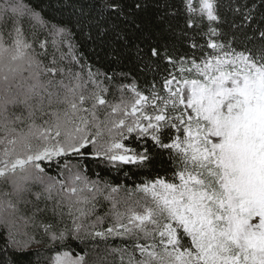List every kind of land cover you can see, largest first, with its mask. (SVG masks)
I'll return each instance as SVG.
<instances>
[{
  "label": "snow or ice",
  "instance_id": "1",
  "mask_svg": "<svg viewBox=\"0 0 264 264\" xmlns=\"http://www.w3.org/2000/svg\"><path fill=\"white\" fill-rule=\"evenodd\" d=\"M149 7V0H78L69 29L49 27L25 0L0 2V51L8 42L13 61L29 49L47 57L51 37L55 52L44 71L78 81L68 86L71 118L53 112L51 124L29 126L38 148L27 145L25 155H16L15 140L0 141V179L26 166L59 170L55 179L72 222L43 225L52 245L128 238L142 257L128 264H264V0H228L230 15H221L219 0H181L175 10L166 3L163 14L152 16ZM178 15L185 21L176 32L170 20ZM25 24L39 53L24 40ZM169 35L177 40L169 42ZM34 56L27 62L39 68ZM65 60L88 68L87 82L70 68L65 73ZM97 62L101 67L93 71ZM10 72L14 78L15 68ZM192 74L199 79H186ZM147 75L153 78L140 86ZM112 87L119 103L103 98ZM32 116L29 106L27 119ZM156 149L169 153L171 174L142 176L133 190L142 196L114 198L127 190L101 177L97 166L128 177L131 169L147 168ZM105 191L104 199L112 200L106 227L95 205ZM10 238L16 241L11 232ZM0 264H9L6 254ZM54 264L89 262L65 252Z\"/></svg>",
  "mask_w": 264,
  "mask_h": 264
},
{
  "label": "trees",
  "instance_id": "2",
  "mask_svg": "<svg viewBox=\"0 0 264 264\" xmlns=\"http://www.w3.org/2000/svg\"><path fill=\"white\" fill-rule=\"evenodd\" d=\"M2 2V0H0ZM33 9L40 13L43 20L48 22L50 27L51 24H56L58 27L67 26L69 29L73 28L72 21L74 20L73 6L78 3V0H25ZM129 2V0H126ZM195 2V0H194ZM150 7L148 15L152 16L157 11L163 14V5L166 3L170 6H173V10L179 8L181 5V0H149ZM221 5L220 12L221 15H230L227 12V9L224 7L228 0H219ZM185 16L178 15L175 19H171L172 29L176 32L184 25ZM206 28V25H202ZM26 29V34L24 40L27 43L33 45L38 53L42 50L38 48V45L32 38L31 27L28 24L24 25ZM37 33L40 36V39H45L47 37V32L45 30L37 29ZM7 40V36H5ZM51 37H48L49 47L47 51L49 55L47 57L39 56L47 64L51 65L52 53L55 52V49L51 46ZM169 42L177 40V37L174 35L168 36ZM77 42L79 44V38L77 37ZM201 42H203L201 40ZM64 52H67L66 48H62ZM79 52L85 53L87 56L88 53L84 47L78 48ZM56 56H59V53H55ZM91 64V61H89ZM61 67H64L65 73L68 72L69 68L73 74L79 73L81 81L87 82L89 71L88 68L81 69L80 65L75 63L69 64L67 60L60 63ZM101 67L100 63L97 62L92 68L95 71V68ZM101 70H106L101 68ZM119 71H127V68L118 69ZM187 77L199 79V77L194 74L188 75ZM61 78L68 84H76L78 81L74 76L63 75ZM152 75H147L146 77L138 80V84L143 86L144 80H151ZM127 82V81H125ZM85 87L89 90L92 89L93 85L90 83H85ZM128 96L131 94L128 93ZM103 98L106 99L108 104H116L120 101V92L117 88L112 87L109 89L108 93L103 94ZM21 117V124H23V116ZM101 118H103V112L101 111ZM43 121H40L42 124ZM151 147V145H149ZM46 163V162H45ZM50 174L55 178H59V170L52 166L46 169ZM124 170H128L127 168ZM173 170V162L169 160V153L167 151L161 152L159 149L155 150V155L153 156L152 162L145 169H131L129 171V176L124 177L123 170L119 173L113 171L109 172L106 169H102L97 166V171L100 173V176L106 178L113 186L123 185V189L118 193L112 194L114 198H123L132 193L135 197H140L143 193L133 191L136 188V185L141 182V177H148L155 173L164 175L165 173L171 174ZM87 175L95 180L97 176L93 174L91 170L87 172ZM105 196H108V192L105 191L103 196H98L95 201L96 205V215L106 216V214L112 211V200L104 199ZM33 207L31 210L32 220L28 223L27 227L22 232H11V231H2L0 230V257L6 254L9 264H54V258L58 253L68 251L74 256H84L85 260L89 264H128L129 258L139 260L142 257L140 253L134 247V241L128 238H108L106 240L96 238V239H87L83 242L75 239H69L67 244L61 246L59 244L52 245L51 241L47 236L44 235L43 225H53L57 229L63 228L66 225H71V218L69 215V206L65 201L59 199H51L40 194L39 199H37L36 193L33 196ZM118 207H120L118 205ZM95 217L89 218V222ZM111 217L106 216L104 227L108 225ZM10 232L12 236L15 237L14 241L10 238ZM31 237V241H29ZM37 241H39L37 243ZM19 242V243H18ZM144 243V241H141ZM22 245V247H21ZM87 253V255H85Z\"/></svg>",
  "mask_w": 264,
  "mask_h": 264
},
{
  "label": "clouds",
  "instance_id": "3",
  "mask_svg": "<svg viewBox=\"0 0 264 264\" xmlns=\"http://www.w3.org/2000/svg\"><path fill=\"white\" fill-rule=\"evenodd\" d=\"M0 51V141L15 140L16 155H25L26 146L35 150L39 141L28 136L30 125H40V121L52 123L49 113H58L61 118H71L73 97L61 75L53 78L44 71L47 63L32 50H25V56L12 60L15 51L4 42ZM34 56L40 62L39 68L28 64V57ZM15 68L13 78L10 69ZM8 79L5 80L4 77ZM63 81V83H61ZM16 98L15 102L12 99ZM25 98H27L25 100ZM29 106L33 110L27 119ZM43 113V115H42ZM25 117L23 124L16 117ZM14 129V130H13ZM0 144V147H3ZM68 174L65 173V178ZM51 187V191L49 188ZM40 193L51 199L66 202V194L61 192L55 177L48 171L38 172L34 166L18 169L14 176L0 179V230L22 232L32 220L33 196Z\"/></svg>",
  "mask_w": 264,
  "mask_h": 264
},
{
  "label": "rangeland",
  "instance_id": "4",
  "mask_svg": "<svg viewBox=\"0 0 264 264\" xmlns=\"http://www.w3.org/2000/svg\"><path fill=\"white\" fill-rule=\"evenodd\" d=\"M186 79L192 80V79H194V78L186 77ZM65 252H68V251H64V252L58 253L57 255H61V256H62V254L65 253ZM68 253L70 254V256H71L72 258L77 257V256L72 255L70 252H68ZM57 255H56V256H57Z\"/></svg>",
  "mask_w": 264,
  "mask_h": 264
}]
</instances>
